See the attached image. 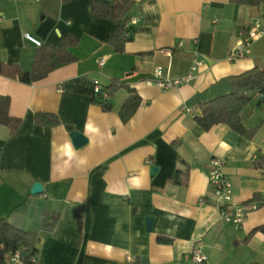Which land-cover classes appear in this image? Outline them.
<instances>
[{
  "label": "crops",
  "instance_id": "crops-1",
  "mask_svg": "<svg viewBox=\"0 0 264 264\" xmlns=\"http://www.w3.org/2000/svg\"><path fill=\"white\" fill-rule=\"evenodd\" d=\"M91 2L0 0V66L30 72L39 47L25 34L51 48L78 40L69 49L76 61L44 80L28 85L0 74V96L21 120L13 134L0 126V218L33 234L41 264H186L194 245L206 264H264V235L243 242L264 224V100L253 92L241 112L243 128H256L250 138L198 123L199 105L231 94L232 77L264 68V35L249 55L230 58L248 28L264 30V5L133 0L127 16L137 23L117 53L106 43L115 24L93 17ZM194 55L203 64L189 84L145 83L157 66L172 78L185 75ZM95 80L120 86L107 111L94 101ZM130 91L138 105L123 110ZM36 113L59 125H36ZM78 138L84 143L76 147ZM213 159L224 161L235 204L259 197L238 229L219 218L208 183ZM175 171L185 184L172 183ZM52 214L54 229L42 230Z\"/></svg>",
  "mask_w": 264,
  "mask_h": 264
},
{
  "label": "trees",
  "instance_id": "trees-1",
  "mask_svg": "<svg viewBox=\"0 0 264 264\" xmlns=\"http://www.w3.org/2000/svg\"><path fill=\"white\" fill-rule=\"evenodd\" d=\"M67 1V0H61ZM232 4L245 6H261L264 5L263 0H230ZM133 4V0H114L105 2L101 0H92L90 5V13L95 18L111 21L115 24L113 33L108 37L107 44L117 53L123 52L125 42L124 33L126 25L129 21L128 11ZM78 45V40L72 37H66L57 48H51L41 45L34 56L32 68L28 73H22L14 66H0V74L9 78L18 80L23 84H32L46 77L53 71L73 64L76 58L69 52V49ZM233 91L231 94L221 96L212 101L200 104L202 117L198 120L200 128L204 131L210 130L217 125H225L235 133L251 137L256 128L246 131L241 122V112L248 106L251 100V94L258 92L261 99L264 100V68H254L243 74L232 77ZM111 97L120 86L114 81L105 87ZM250 94V95H249ZM138 97L130 91V96L124 103L123 110L132 106L136 108L138 105ZM102 110L107 111V106H102ZM34 123L40 126L56 127L59 121L56 116L51 114L36 113L34 115ZM21 124L19 118L9 115V99L0 96V126L8 129L13 134ZM179 172L175 171L172 177V183L179 185L185 184L178 181ZM259 201V197L255 196L251 202ZM58 221V215L52 214L47 221L42 224V230L50 232L54 229ZM256 233L264 235V224L252 229L243 240L247 243ZM34 236L31 233L17 229L10 225L6 220L0 218V264L7 263V254L19 251L20 259L23 264H41L40 262H32L36 252L34 248ZM130 264H139L138 260H133Z\"/></svg>",
  "mask_w": 264,
  "mask_h": 264
},
{
  "label": "built area",
  "instance_id": "built-area-1",
  "mask_svg": "<svg viewBox=\"0 0 264 264\" xmlns=\"http://www.w3.org/2000/svg\"><path fill=\"white\" fill-rule=\"evenodd\" d=\"M264 13V11H263ZM137 23L136 18H130L126 25L124 37H128L129 29ZM264 35V30L258 24L253 25L247 29V34L241 42H239L231 51V59H241L251 53L252 43L258 41ZM25 40L36 47L41 44L29 34L24 35ZM181 45V44H179ZM98 66L102 67L105 64L104 59H100ZM202 60L196 55L193 56L191 66L188 73L183 76L172 78L169 74L164 73L162 67L157 66L153 69L151 78L147 79L145 83L148 86H155L161 90H169V88H178L189 84L194 78L199 68L202 66ZM93 98L99 106H107L109 103V93L106 91L99 81H93ZM224 161L220 159H213L210 162L208 173V183L211 188L213 196L216 198L219 209V218L222 222L230 224L234 229H238L245 221L246 216L258 210L260 206L257 203H250L247 206L235 204L233 202L232 183L230 179L223 173ZM186 264H206L208 261L207 254L199 245H194L191 251L186 256ZM32 262H36L33 258ZM8 264H23L19 251L7 254Z\"/></svg>",
  "mask_w": 264,
  "mask_h": 264
},
{
  "label": "water",
  "instance_id": "water-1",
  "mask_svg": "<svg viewBox=\"0 0 264 264\" xmlns=\"http://www.w3.org/2000/svg\"><path fill=\"white\" fill-rule=\"evenodd\" d=\"M82 143H84V140L82 138H78L74 141V146L78 147L79 145H81ZM42 191V188L39 184H35L32 190L33 194H38ZM147 227L149 228L150 226V219L147 220Z\"/></svg>",
  "mask_w": 264,
  "mask_h": 264
}]
</instances>
